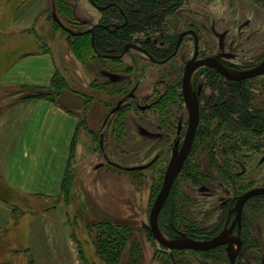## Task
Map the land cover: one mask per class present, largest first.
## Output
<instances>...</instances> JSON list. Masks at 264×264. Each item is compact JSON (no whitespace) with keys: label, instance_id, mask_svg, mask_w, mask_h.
<instances>
[{"label":"rangeland","instance_id":"obj_1","mask_svg":"<svg viewBox=\"0 0 264 264\" xmlns=\"http://www.w3.org/2000/svg\"><path fill=\"white\" fill-rule=\"evenodd\" d=\"M10 1L0 5L2 105L12 102L11 97L23 91L21 85L7 86L1 82L5 71L21 54L46 46L48 49L53 48L58 61L56 48L52 47L53 38L50 32L22 31L21 27L25 26V23L16 20L17 17L26 18L30 15L31 17L33 15L32 18L38 17L41 5L34 6L33 3L31 14H27L26 10L34 0L26 1V4L17 8V11L14 10L16 0L13 1L15 3ZM192 2L184 6L189 11L200 9L195 12L198 24L207 22L210 31L211 28L215 29L214 31H228L230 38L235 40L231 48L233 58L229 59L232 65L237 67L230 68L231 70H245L248 66H255L264 57L263 2L259 0ZM86 9L95 15L94 8L86 5ZM87 20L92 23L96 18ZM246 21L249 24L244 26ZM88 24L87 22V26ZM239 28L243 31H239ZM64 31L67 30L55 28L53 33L60 34V39L63 40L69 33ZM204 35L201 34L204 38L209 37L212 40L211 45L214 44L215 48L216 37L214 35L211 37L209 31L204 32ZM65 48L62 47L60 50L63 62L58 61V65L65 72L61 74L68 83L67 88L91 97L87 101L85 98L79 99L85 114L77 113V128L67 164L65 190L61 192L60 189L55 197L45 200L18 195L11 190L3 194L9 195V198L13 197L20 210L15 211L9 218H3L4 226L1 225L0 230V264H110L109 255L96 251L99 246L96 239L97 231H100L99 240H102L104 249L107 246L114 245L117 248L121 246L115 264H227L222 252L212 255L210 259L213 263H208L206 255L189 250H169L156 242L149 231L148 218L150 207L162 183L166 158L164 160L160 158L155 164L142 170L127 168L150 162L161 152L167 139L163 135L159 137L154 134L157 132L154 125L147 127L151 132L155 131L150 136L140 134L137 128L143 125L136 123L138 118L133 111L124 112L127 118L124 117L126 120L129 119L130 126H133L131 132L126 127L120 135L115 131L113 123L116 116H113V119L110 116L107 120L110 122L103 126L104 118L119 93L108 94L106 90H92L89 87L90 83L95 79L100 81L99 78L103 76L100 70L101 62L97 60L82 62L74 55L64 58ZM201 48L205 50L206 46L203 47L201 43ZM191 50L189 48L184 53V58L190 55ZM111 65L114 64L106 61L107 67ZM155 72L156 69H153L141 83L150 84L157 76ZM106 76L110 82L117 79L116 74L110 71ZM253 78H256L250 83L253 104L264 108V74ZM197 86L201 92L210 94L205 71L199 74ZM139 96L141 97V94ZM2 110L3 108H0V112ZM124 113L120 115L123 116ZM84 115L85 128L82 123L80 124ZM218 149L225 150L221 143ZM207 151L202 144L190 158V162L195 165L194 169H197L196 177L199 182L193 184L192 178L183 173L176 182L172 197L175 226L196 234L206 232L219 224L220 212L227 203L225 201L233 194L249 187L264 186V143L260 150L243 148L238 153L230 155L227 167L231 178L225 177L228 174L225 176L219 174L215 167L209 165L210 156ZM214 157L218 163L220 155L215 153ZM200 185H204L209 194L199 191ZM258 206L261 210L257 209ZM244 212L247 217L245 228L247 232L244 235L247 239L240 256L241 263L264 264V198L249 200ZM110 225L118 232V245L114 240L116 236L111 235V230L107 227ZM32 232H35L36 240L30 242ZM164 234L166 237L176 236L173 231L170 232L171 235ZM48 255L50 257L46 259Z\"/></svg>","mask_w":264,"mask_h":264},{"label":"flooded vegetation","instance_id":"obj_2","mask_svg":"<svg viewBox=\"0 0 264 264\" xmlns=\"http://www.w3.org/2000/svg\"><path fill=\"white\" fill-rule=\"evenodd\" d=\"M87 1L91 5V7L95 9L96 20L91 23L87 19L92 18V16L87 15L85 17H79L78 18L79 22L76 21L75 25L76 27H79V29H84L85 31L90 32L92 38H93V30L97 26H104L109 29L110 23L112 24L111 25L112 27L110 28V31L112 32H125V31L133 32L130 34L129 37L127 36V39L122 43L120 52H118L115 55H108V54L102 55L103 58H115L118 59L119 61L118 62L111 61L114 65H111L109 67L106 66V61L100 63V66H102L100 70L101 73H103V76L99 78L100 81L102 82L107 81L108 76H106V74L107 72L110 71L113 72V74L115 73L117 76V79H115V81H111L112 83H125L127 85V87L124 88L125 90L123 89L122 92L117 94L118 97L116 98L115 102L111 105L108 113L104 118L103 126H105L107 123L110 122L107 121L108 118H110V116H112L113 119V116H115V114L120 111H123L122 113L124 112L129 113L132 111L136 112V117L138 118L136 123L143 125V126H139L137 130L143 136H150L151 133H154L155 131L151 132L149 129H147V127H152V125H154V128H156L157 131L154 134H156V136L159 137H161L162 135L166 137L167 143H165V146L163 147L161 152L157 153L156 156L152 160H150V162L148 161L147 164L136 165V166L142 165L145 167L141 169H133V170H142L144 168L152 166L157 161H159L160 158H162L163 160L166 158L165 161L166 164L164 168V172H165L171 157L176 151H178L181 148L188 128L189 111L184 101L183 89H182L185 66L187 65L188 62H190V60L193 57L195 60H200L207 57H214L229 69L230 68L232 69L233 67H237L234 64L232 65L229 59V58H233L231 48L234 46L233 44L235 43V40L233 38H230V36L228 35L229 34L228 31H214L215 29L212 28L210 31L209 29L210 27H208L207 22L205 23L202 22L198 24V17L195 16V12H197L200 9H198L197 11L196 10L189 11L187 7L185 8L186 5H188L194 0H191V2H188L189 0H180L178 4L175 2L174 3L175 5L170 7L168 11H165L164 9L163 12L159 13L158 23L152 24L148 22L141 29L134 31H129V29L123 30L124 28H121L127 22L125 16L122 21V17L119 14V12L123 13L121 8H119V10L116 11L112 15V17H109L108 14L103 13L104 9H106L109 4L116 5V3L111 2L106 5H97L93 3L92 0H87ZM128 1L133 5L134 1L131 0ZM206 12H204V14ZM80 21H82L84 24L80 23ZM87 22L89 23L88 24L89 26H87ZM247 24H249L248 21H246L243 25L246 26ZM63 27L65 28V26ZM67 28L68 26L65 29ZM205 29H208L206 31L210 32L211 37H213V35L216 37L217 41L215 43V48H214V44L211 45L212 40H210L209 37L204 38L203 36H201V34L204 35V32H206ZM73 30L71 28L70 31ZM238 30L243 31L242 28H239ZM201 43L203 44V47L206 46L205 50H202L203 48H201ZM189 48L192 49L191 53L189 56L187 55V57L184 58V53L187 50H189ZM251 67L248 66V68ZM206 68L213 69L210 66L198 67L192 73L189 82L190 93L193 99L197 100L198 102L199 121H200V109L201 107H203L204 97L205 96L208 97V95L201 92L202 90H198L197 80L199 74H203V71H205ZM153 69H156L155 76L156 75L157 76L154 77L153 80H151L152 82L150 84L148 83L142 84L143 83L142 79L147 77L148 74H150ZM200 70L202 72H200ZM213 70L216 71L215 69ZM139 94H141V97L139 96ZM119 101L120 104L118 109L113 113H110L112 108ZM124 116L125 113L123 114V117ZM126 118H125V127L127 128L128 131L130 129L131 132L133 126H130L131 125L130 120L129 119L126 120ZM195 134L189 152L185 158V161L192 152ZM164 172H163V176H164ZM201 187L204 189H200ZM253 187H264V186L257 185ZM253 187H249L239 193H235L233 194L232 197L228 198V200L225 201L227 203L223 207V210L220 212L219 215L221 220L219 224L214 228H211L206 232H202L201 234L198 233L196 234L188 230L183 231L177 227H172L173 232L176 234V236H170V237L168 236V238L188 237L195 240H207L214 237L215 235L220 233L223 229H225L226 231H228L227 236L229 238L238 237L240 239V245L237 254L234 258V262L235 264H242L240 256L242 250L245 247V239H247L244 235L245 232H247L245 229L247 224L246 222L247 217L244 211L248 201L251 199H257L255 198V196L257 195H253L245 201V203L242 206L240 217L238 220H236V211L233 208L236 205L238 196L244 193L246 190ZM198 190L204 191L207 194H209L207 188L204 185L198 186ZM257 209L261 210V207L258 206ZM226 246L227 243L218 245L216 247L207 250H195L189 248L186 249L167 248V249L176 250V251L189 250L192 252L201 253L207 256L208 263H213V261L210 259L212 255L222 252L225 260H227L226 263L230 264V259L226 252ZM232 246L233 249L236 248V243L233 241H232Z\"/></svg>","mask_w":264,"mask_h":264},{"label":"trees","instance_id":"obj_3","mask_svg":"<svg viewBox=\"0 0 264 264\" xmlns=\"http://www.w3.org/2000/svg\"><path fill=\"white\" fill-rule=\"evenodd\" d=\"M131 1H134L133 5L129 3L128 0H92V2L97 5H106L111 2L116 3V5L109 4L108 7L104 9L103 13L112 17V15L121 8L123 13L119 12V14L122 17V21L124 16L127 19V22L121 28H124L123 30L129 29V31L141 29L148 22L152 24L158 23L159 13L163 12L164 9L168 11L170 7L175 5V2L178 4L180 0ZM259 1L264 3V0ZM54 2V19L51 20L52 15L48 11L46 16L52 21L51 23L54 25V28H64L63 25H66L70 27V29H74L70 31L74 33L67 34L65 40L69 50L75 57L79 58L82 62L87 60L88 62L94 60L100 62L119 61L115 58H103L102 55H115L120 52L122 43L127 39V36L129 37L133 32H112L110 31L112 27L110 23L109 29L104 26H97L93 30L92 38L90 32L76 27L75 22H79V19L75 13L74 3L68 0H54ZM80 23L84 24L82 21H80ZM205 72L208 77V85L211 93L208 97H204V104L200 109V121L195 134L193 149L177 175L158 217L159 227L161 231L167 235H171L170 232L173 231L172 227H176L174 224L175 216L172 214L174 209L172 197L174 196L173 192L179 177L184 173L185 176L192 178L193 184L199 182L198 177H196L197 169H194V163L190 162L193 152L197 151V149L204 144L210 156L209 165L212 168L215 167L216 170L219 171V174L221 173L223 176L228 174L225 177L231 178L227 167L230 163V155L238 153V151H241L243 148H248L253 151L260 150L264 143V108L253 104V91L250 85L251 81L256 78L233 81L225 79L211 68H206ZM67 85L68 83L65 81L63 75L59 71H56L50 85L47 87L21 85L20 88L23 89V91L21 94H16L19 95L16 100L22 101L45 98L59 105H63L60 99L65 90H70L67 88ZM89 87L92 90H106L108 94H117L122 92L127 85L125 83H112L108 80L102 82L95 79L90 83ZM85 99L87 101L91 99V97L85 96ZM64 108L68 111H72L66 106ZM81 109V112L85 114L83 107ZM122 112L123 111H120L116 113L117 115L115 114L116 118L113 123L115 131L119 134L123 132L125 127V118L120 115ZM85 121L84 115L80 121V124L82 123L84 126L83 128L86 127ZM220 143L224 146V151L218 149ZM217 146L218 148H216ZM226 152H229V154H226ZM215 153L220 155V161L218 163L214 157ZM190 163H192L191 165L193 167L190 166ZM66 170L62 180L61 192H64L63 190H65L64 187L67 182ZM0 182V200L8 203L12 207V213H15V211L19 210L15 199L13 197L9 198V195H3L9 192V190L14 193L15 191L6 185L2 179H0ZM255 198L260 199L264 198V196L257 195ZM107 227L111 230L110 234L116 236L114 240L117 243L118 232L112 225ZM100 237V231H97L96 239L98 240L97 243H99V246L96 251H100L104 255H109V263L115 264L118 260L121 246L119 245V248L114 245L107 246L106 249H104L102 240H99ZM97 243H95V245Z\"/></svg>","mask_w":264,"mask_h":264},{"label":"crops","instance_id":"obj_4","mask_svg":"<svg viewBox=\"0 0 264 264\" xmlns=\"http://www.w3.org/2000/svg\"><path fill=\"white\" fill-rule=\"evenodd\" d=\"M6 1L8 0H0V5L5 4ZM13 1L15 0H11L10 3ZM26 1L28 0H16L14 10L17 11V8L25 5ZM68 1L75 3L77 17L90 15L95 18V15L86 9V5L91 7L87 0ZM33 3L34 6L41 5L38 17L32 18L33 15L26 18L17 17L18 22L25 23L21 30L50 32L53 38L52 47L56 48L58 61L63 62L60 51L62 47H66L64 58H69L73 54L70 53L65 38L61 40L60 34L53 33L55 28L51 20L54 19V0L31 1L26 10L27 14H31ZM47 11L52 15L51 20L46 16ZM68 28L66 29L68 34L74 33ZM36 38L40 39L38 35ZM48 48L41 46L34 51L21 54L3 74L2 84L49 86L55 72L63 71L54 56L53 48ZM63 69L67 70L65 67ZM17 97L19 95H14L13 98L11 97L12 102L3 105V100H0V108H3L0 112V179L18 195L43 200L55 197L60 192L68 164L72 140L77 128V113L81 112L83 106L80 105L82 102H79V99H84L85 96L73 90L64 91L60 99L63 105L45 98L18 101ZM63 106L72 111L66 110ZM11 208L8 203L0 200V230L4 226L3 218H9L14 214ZM34 233L32 232L30 242L36 240ZM49 257L50 255L46 256V259Z\"/></svg>","mask_w":264,"mask_h":264},{"label":"water","instance_id":"obj_5","mask_svg":"<svg viewBox=\"0 0 264 264\" xmlns=\"http://www.w3.org/2000/svg\"><path fill=\"white\" fill-rule=\"evenodd\" d=\"M101 9V8H100ZM92 31V29H91ZM196 54V53H195ZM195 56V55H194ZM200 66H210L215 69L220 75L228 80L233 81H240L244 79L253 78L256 76H260L264 74V58L255 66L245 69V70H231L220 63L214 57H207L200 60H195L194 57L187 63L184 68L183 74V96L186 106L189 111V118H188V128L183 140V144L181 148L176 151L173 156L171 157L168 166L164 172L163 181L161 187L151 205L149 211V231L152 234L153 238L162 246L169 248V249H195V250H207L218 245H222L227 243L226 252L230 259V264H235L234 258L237 254L240 239L238 237L229 238L227 236L228 231L223 229L220 233L215 235L214 237L207 239V240H195L188 237H177V238H168L166 237L160 230L158 225V215L161 210L162 205L164 204L173 181L182 168L185 158L189 152L194 134L196 132V128L199 122V108L197 100L193 99L190 93L189 82L192 73L195 69ZM120 101L112 108L110 113L116 111L119 107ZM145 166H135L129 167L127 169H141ZM204 189V188H200ZM264 195V187H253L246 190L244 193L238 196L237 202L235 207L233 208L236 211V220L239 219L241 209L245 201L253 196V195ZM232 241L236 243V248L233 249Z\"/></svg>","mask_w":264,"mask_h":264}]
</instances>
